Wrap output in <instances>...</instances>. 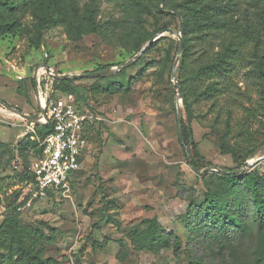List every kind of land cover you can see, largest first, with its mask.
I'll list each match as a JSON object with an SVG mask.
<instances>
[{"label": "rangeland", "instance_id": "obj_1", "mask_svg": "<svg viewBox=\"0 0 264 264\" xmlns=\"http://www.w3.org/2000/svg\"><path fill=\"white\" fill-rule=\"evenodd\" d=\"M135 1L19 0V7L5 17L16 19L17 27L0 35V100L38 117L39 95L31 77L43 65L59 74H82L134 58L161 32L145 41L143 33L153 31L155 19ZM140 1L152 3L155 11L179 0ZM161 15L169 28L131 65L112 77L75 81L94 118L87 125L93 139L82 168L72 174L70 191L40 197L21 179L14 168L18 160H11V154L16 156L18 141L34 124L0 102V225L10 206L22 223L42 227L44 255L61 264H254L260 235L250 196L242 184L225 187L214 172L233 168L241 173L249 161L254 164L244 171L264 173V159L257 161L264 156L261 79L252 64L239 65L226 80L219 111L205 101L194 103L192 143L185 149L179 117L185 126L189 120L175 84L181 57L172 75L177 33L182 35L180 19ZM233 16L260 38L264 51V0H239ZM92 20L97 30L91 29ZM194 65L191 56L189 73ZM20 70L26 74L23 81L17 78ZM111 82L122 84V91H106ZM190 86L192 99L199 86ZM225 143L239 148L238 161L222 149ZM249 150L254 152L243 163ZM188 157L202 171L195 170ZM209 190L228 210H240L244 227H232L215 238L206 234L207 212L198 208ZM152 218L170 234L167 247L147 250L136 244L134 234L146 230ZM96 222L99 227L93 228ZM91 231L97 246L89 238Z\"/></svg>", "mask_w": 264, "mask_h": 264}, {"label": "trees", "instance_id": "obj_2", "mask_svg": "<svg viewBox=\"0 0 264 264\" xmlns=\"http://www.w3.org/2000/svg\"><path fill=\"white\" fill-rule=\"evenodd\" d=\"M166 1L168 0H159L158 4L161 2L166 4ZM135 2L146 9L155 19L153 31L149 34L148 32L143 33L145 41L155 33L169 28L167 23L161 22L162 13L177 15L180 19V31L184 46L179 65L178 82L182 89L184 111L189 120L187 126L184 125V121L181 123L186 145L192 143L193 133L190 124L194 103L205 101L209 103L211 108L219 111L221 109L220 97L226 93V80L230 79V75L239 65L245 67L247 63L252 64L251 70L261 79V96L264 101V51H261L260 38L233 16V13L237 11L239 0H179L170 4L167 10L158 6L155 11L150 2L144 3L140 0ZM19 5V0H0V35L12 32L17 27L16 19H6L5 17L6 14L14 12ZM97 28V24L92 20L91 29L94 31ZM179 44L180 41H178V46ZM191 56H193L195 65L192 72L189 73V58ZM113 75L96 78L101 79ZM77 80L79 78H56L54 89L58 93H74L81 107L90 108L82 102L86 98L80 93L79 87L75 83ZM31 82L35 85L33 77H31ZM193 82H196L199 87L193 98L190 99V94L193 93L190 85ZM104 89L113 94L122 91L123 85L119 82H111ZM17 91L21 93L20 86H18ZM228 116H231L230 109ZM225 126L227 130L230 129V119L225 121ZM34 129L38 134L46 135L51 131V126L50 124L36 125ZM88 133V128H86L85 135L88 139H93V137H89ZM34 135L35 133L32 131L18 141L15 147L16 156L14 152L11 154V160L17 159L21 164V170L18 174L22 180L30 181L28 168L31 159L41 152L38 142L32 138ZM192 146L196 148V145L193 144ZM222 149L231 152L235 161H238L239 157L242 156L239 148L236 150L232 144L225 143L222 145ZM253 152L254 150L246 152L243 163L246 157ZM191 164L198 167L194 158H191ZM224 170L229 172H214L221 184L229 188L237 185V183L242 184L250 196L260 235L255 249L254 264H264V173L261 174L257 170L234 173L233 168H225ZM54 193L52 190L48 191V195ZM108 202L102 208L104 213L102 220L107 217L105 213ZM198 209L207 212L203 221L206 225V234L211 238H215L221 233L226 235L232 227H244L240 221V210H236V213L228 210L227 206H223V202L216 197L212 190L205 194ZM99 224L100 222H96L93 228L99 227ZM134 236L137 240L136 244L147 250H153L155 246L157 248L167 247L171 239L170 234L158 225L156 218L150 219L148 228L139 234H134ZM92 237L93 231H91L89 238L92 245L97 246ZM45 239L46 235L42 227L22 223L18 215L9 206L6 217L0 225V264H61L60 260L44 255L43 242ZM107 240L109 238L106 237ZM174 240L179 242L178 237H174ZM117 241L124 244L123 238L117 239Z\"/></svg>", "mask_w": 264, "mask_h": 264}, {"label": "built area", "instance_id": "obj_3", "mask_svg": "<svg viewBox=\"0 0 264 264\" xmlns=\"http://www.w3.org/2000/svg\"><path fill=\"white\" fill-rule=\"evenodd\" d=\"M37 73L35 81L38 95L44 98L47 119L44 124H50L51 131L46 135L38 134L34 126L31 128L41 152L31 159L28 168L36 196L44 197L48 191L67 192L73 182L72 174L82 168L90 140L85 135L88 121L94 116L88 107H81L74 93H58L54 89L55 77L52 70L45 65ZM22 71V70H20ZM17 73L22 80L26 74ZM54 94V95H53ZM14 168L21 170L19 161Z\"/></svg>", "mask_w": 264, "mask_h": 264}, {"label": "water", "instance_id": "obj_4", "mask_svg": "<svg viewBox=\"0 0 264 264\" xmlns=\"http://www.w3.org/2000/svg\"><path fill=\"white\" fill-rule=\"evenodd\" d=\"M168 31H170V32H172V33H175V31H174L173 29H168ZM163 32H164V30L161 31V32H159L157 35H154V36L149 40L148 44H147V45H146V46L140 51V53L137 54L134 58H132V59H130V60L124 62V63H121V64H119V65H117V66H114V67L106 68V69H103V70H96V71L85 72V73H82V74H69V73L59 74V73H55V71L52 70V69L50 68V66H48V65H45V66H46V68L48 69V71H51V70H52V72H53L52 74H53L54 77L57 78V79H65V78H80V77H81V78H82V77L96 78V77H100V76H111V75L115 74L116 72L122 70L123 68H125V67L131 65L135 60H137V59L140 57V55H141V54L147 49V47H148L150 44H152L156 39H158V37H160V35H162ZM177 34H178V36H179L180 44H179L178 54H177V56H176V60H175V63H174L173 74H172L173 77L175 76V68L177 67V65H178V63H179V60H180V57H181V54H182V51H183V46H184V42H183V37H182V35L179 34V33H177ZM37 73H38V72L36 71V72L34 73V75H33V78H34L35 81H36V79H37ZM175 84H176V87H177V90H178L179 99H181V98H182V89H181V86H180L178 80H176ZM0 102H1V103H2L7 109L13 111L15 114L21 116L22 118L27 119L30 123L34 124L35 126H36V125H42V124H44V121L41 120L42 118L47 119L46 108H45L42 104H40L39 101H38V103H39L40 108H41V115H39L38 117H36V116H31V115H29V114H27V113H25V112L19 110V109L16 108V107H13V106H11V105H9V104L4 103V102L1 101V100H0ZM181 122H182V118L179 117L181 141H182V144L184 145L185 149H187V145H186L185 142H184V136H183V130H182ZM263 159H264V156L261 157V158H259V159H257V161H259V160H263ZM188 161H189V162L191 161L189 157H188ZM253 164H254V162L246 161V162L244 163L243 168H241L240 170H238V172H242V171H244L245 168L250 167V166H252ZM192 166H193V165H192ZM193 168H194L195 170H197V171H202V170H200L198 167L193 166ZM219 170H220L221 172H224V173H228V172H229V171L224 170V169H219Z\"/></svg>", "mask_w": 264, "mask_h": 264}, {"label": "bare ground", "instance_id": "obj_5", "mask_svg": "<svg viewBox=\"0 0 264 264\" xmlns=\"http://www.w3.org/2000/svg\"><path fill=\"white\" fill-rule=\"evenodd\" d=\"M23 71H24V70H23ZM20 73H21V74H24L25 71H24V73L20 71ZM38 98H39V100H40V103L43 105V103H44V98H43L41 95H40V97H38ZM39 100H38V101H39ZM11 113H12V112H11Z\"/></svg>", "mask_w": 264, "mask_h": 264}, {"label": "crops", "instance_id": "obj_6", "mask_svg": "<svg viewBox=\"0 0 264 264\" xmlns=\"http://www.w3.org/2000/svg\"><path fill=\"white\" fill-rule=\"evenodd\" d=\"M38 100H39V98H38ZM39 103H40V100H39ZM41 104V103H40ZM89 146H90V144H89ZM89 148V147H88ZM86 157V156H85ZM85 162V159H84V161H83V163Z\"/></svg>", "mask_w": 264, "mask_h": 264}]
</instances>
